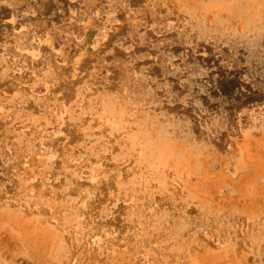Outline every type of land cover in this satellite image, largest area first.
I'll list each match as a JSON object with an SVG mask.
<instances>
[{
	"label": "rangeland",
	"instance_id": "obj_1",
	"mask_svg": "<svg viewBox=\"0 0 264 264\" xmlns=\"http://www.w3.org/2000/svg\"><path fill=\"white\" fill-rule=\"evenodd\" d=\"M0 264H264V0H0Z\"/></svg>",
	"mask_w": 264,
	"mask_h": 264
}]
</instances>
